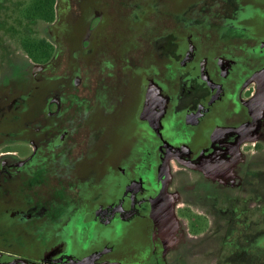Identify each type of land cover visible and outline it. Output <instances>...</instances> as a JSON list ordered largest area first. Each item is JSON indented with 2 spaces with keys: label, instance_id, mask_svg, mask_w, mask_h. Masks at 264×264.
I'll return each instance as SVG.
<instances>
[{
  "label": "flooded vegetation",
  "instance_id": "obj_1",
  "mask_svg": "<svg viewBox=\"0 0 264 264\" xmlns=\"http://www.w3.org/2000/svg\"><path fill=\"white\" fill-rule=\"evenodd\" d=\"M264 264V0H0V264Z\"/></svg>",
  "mask_w": 264,
  "mask_h": 264
},
{
  "label": "rangeland",
  "instance_id": "obj_2",
  "mask_svg": "<svg viewBox=\"0 0 264 264\" xmlns=\"http://www.w3.org/2000/svg\"><path fill=\"white\" fill-rule=\"evenodd\" d=\"M263 264V263H262Z\"/></svg>",
  "mask_w": 264,
  "mask_h": 264
}]
</instances>
